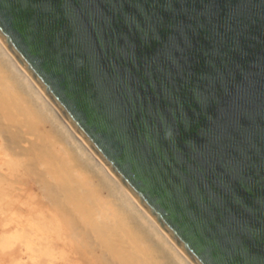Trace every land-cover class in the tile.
<instances>
[{
  "label": "water",
  "instance_id": "95a60500",
  "mask_svg": "<svg viewBox=\"0 0 264 264\" xmlns=\"http://www.w3.org/2000/svg\"><path fill=\"white\" fill-rule=\"evenodd\" d=\"M0 38L194 264H264V0H0Z\"/></svg>",
  "mask_w": 264,
  "mask_h": 264
},
{
  "label": "bare ground",
  "instance_id": "6f19581e",
  "mask_svg": "<svg viewBox=\"0 0 264 264\" xmlns=\"http://www.w3.org/2000/svg\"><path fill=\"white\" fill-rule=\"evenodd\" d=\"M38 120L47 121L48 126ZM30 123L34 125L31 127ZM13 131L18 134L20 149L16 148L21 157L35 151L41 155L39 159L35 156L37 160L32 158L36 161L33 167L21 165L23 169L32 168L29 183L19 185V181H13L9 186L13 192L10 203L16 212L9 219L5 211H0L5 220L2 225L11 224L15 229L11 231L32 230L25 239L33 245L43 241L45 247L49 246L44 252L39 251H47V264H53L55 258L60 264H194L77 133L0 38V137L6 138L8 132L11 136ZM10 155L7 156L12 158L16 154ZM19 155L16 156L20 160ZM14 162L11 164L19 167V162ZM11 166L10 171L14 167ZM6 173L0 167L2 177ZM7 187L0 183V194L5 196ZM6 196L9 201V194ZM25 225L30 228L23 229ZM19 235L22 238L21 234L16 237ZM54 243L57 246L53 247Z\"/></svg>",
  "mask_w": 264,
  "mask_h": 264
},
{
  "label": "rangeland",
  "instance_id": "374dc122",
  "mask_svg": "<svg viewBox=\"0 0 264 264\" xmlns=\"http://www.w3.org/2000/svg\"><path fill=\"white\" fill-rule=\"evenodd\" d=\"M38 121H40L39 123H42L41 122V120H38ZM34 122V121H33ZM32 122V123H33ZM34 123H36V122H34ZM31 124V123H30ZM45 127H47L48 126V123H47V121L45 122V123H42ZM34 124H31V127L33 126ZM28 126L30 127V125L28 124ZM39 126H41V124L39 125ZM30 127V128H31ZM14 133H15V131H13ZM10 133H11V131H10ZM12 134L11 136H10V134H9V132L8 133H6L5 134V136H6V138H2V137H0V154H1V156L0 157H2L3 155H5L4 157H2L3 159H2V163L0 162V167L1 168H5L6 169V171H7V173L6 174H4L3 175V177H2V174H0V176L2 177V179H1V177H0V183L1 184H4V185H6V186H8L6 189H5V191H6V195H8L9 194V196L11 195L12 196V198H13V192H12V190H11V187H9L11 184H13L14 182L13 181H15V182H18V184L19 185H25V183H29L31 180H32V174L30 173V172H32L31 170H32V168L30 169L29 168V170L27 169L28 168V166L29 167H33L35 164H36V161L35 160H37V159H39V156L41 155L40 154V152H39V154H38V151H35L36 153H33V154H36V155H34L33 156V154H32V152H30L29 154H27V155H23L22 157H21V155H19V153H21V151H18L20 148H19V144H18V141L16 140V139H18V134L17 133H15V134ZM17 137V138H16ZM15 138V139H14ZM8 140V142H6V140ZM9 139H12V140H10L9 141ZM14 140H16V141H14ZM14 141V142H13ZM9 143H11V145L9 144ZM16 144V145H15ZM10 145V146H9ZM14 147H15V151H14ZM16 147H18V148H16ZM6 151H8V152H10V154H12L13 153V155L14 154H16L17 156L19 155V158H22L23 160H24V158L26 157V159H28V160H24V161H22V159H18V157L15 155L14 157H16V159H14V157H9V156H7V155H10V154H8V152H6ZM2 152L4 153V154H2ZM12 152V153H11ZM15 152V153H14ZM34 152V151H33ZM12 155V156H13ZM11 156V155H10ZM31 156H33V157H31ZM37 157V159H36V157ZM24 157V158H23ZM31 157V158H30ZM5 158V159H4ZM32 158H35V160L34 159H32ZM9 159H11L12 161L14 160L16 163H18L19 162V164H18V166L19 167H17V165H15L14 166V164L12 165L11 164V160H9ZM32 159V160H31ZM9 160V161H8ZM31 160V161H30ZM33 160H34V162H33ZM1 161V160H0ZM21 161L23 162V164L21 163ZM25 161H30L29 162V164H26V163H28V162H25ZM6 162L8 163V165H6ZM14 162V163H15ZM24 163H25V165H26V167L27 168H25V166H24V168L25 169H23V167L21 168V165L23 166L24 165ZM31 163V164H30ZM2 165H4V167L2 166ZM14 166V167H12V166ZM31 165V166H30ZM33 165V166H32ZM9 166H11L13 169H11V171H14V172H16V176H15V173L14 172H11L10 171V168H9ZM9 168V169H7V168ZM17 168V169H16ZM27 169V170H26ZM24 170V171H23ZM29 172V173H27V172ZM4 172H5V170H4ZM8 172H11V173H9L8 174ZM18 172V173H17ZM26 172V173H25ZM14 173V174H13ZM21 173V174H20ZM18 174V175H17ZM23 174V176H20V175H22ZM13 175L15 176L14 178H12L13 177ZM27 175V176H26ZM31 175V176H30ZM7 176H10V178L9 177H7ZM12 176V177H11ZM20 176V178L21 179H23V180H25V182L23 181V180H21V179H19L18 177ZM29 176H30V178H29ZM28 177V178H27ZM4 178V179H3ZM11 179V180H9V179ZM16 178H17V180H16ZM7 180V181H6ZM8 180H9V182H8ZM21 180V181H20ZM21 183V184H20ZM10 188V189H9ZM7 190H9V191H7ZM12 193V194H11ZM1 195H3V194H0V196ZM5 195V196H6ZM4 195L3 196H1L2 198V200L3 201H1V199H0V211H5V215H6V213H7V215L6 216H8L7 218H9V219H11V217H15L14 215H15V210H13V208H12V203H10V202H12V200L13 199H10L11 198V196L8 198L9 199V201H7V199H5V198H7V196L5 197ZM5 202V203H4ZM6 202H8V203H6ZM10 206H11V210H9L10 209ZM1 209H3V210H1ZM8 210H9V212H11V214H9V212H8ZM13 212V213H12ZM1 215V214H0ZM13 215V216H12ZM10 216V217H9ZM5 217V216H4ZM3 221H5V220H2L1 219V217H0V232H1V234H0V240H2L1 241V245H2V248H1V245H0V248H1V250H0V264H47V261H48V259L47 258H49V257H45V256H47V251H45V255L44 254H42L41 252H40V254H39V251L40 250H42L43 252H44V250H47V249H45V248H47V243H46V247H45V245H43L42 243H43V241L41 242V243H39V244H36V245H33L32 243H30L29 242V239H25V238H27L28 236H26V235H29V233H30V231H32V230H30V229H28L27 228V226L30 228V226L29 225H25L24 227H23V229L24 228H27L28 230H29V232L25 229V230H17V231H14L15 229L11 226V224H7V225H5V226H3L2 224H4L3 223ZM10 225V226H9ZM9 226V227H8ZM2 228H4V230L2 229ZM6 229V230H5ZM10 229H14V230H10ZM3 230V231H2ZM10 231V232H9ZM24 231H26V233H28V234H26L25 233V237L23 236L24 235ZM5 234V235H2L3 233ZM9 232V233H8ZM12 232V233H11ZM14 232H17V233H15L16 235H13L14 234ZM21 232V233H20ZM6 233H7V235H6ZM18 234H21L22 235V238L20 237V235L18 236V237H20L21 238V243H20V241L17 239L18 237H16ZM13 235V237H11ZM4 238H3V237ZM5 236H7V237H5ZM15 237H16V241H15ZM8 238H11V239H9L8 240ZM14 238V239H13ZM23 238L25 239V240H23ZM7 239V240H6ZM15 242H14V241ZM28 242H27V241ZM3 241H5L4 243H5V245H3L2 244V242ZM9 242H11V243H9ZM12 242H14V244H12ZM17 243V244H16ZM27 243H29V245L28 246H30V245H32V246H30L29 248H30V250L28 249V246H27ZM8 244H10V245H8ZM41 244L44 246V248H42V246H41ZM44 244H45V242H44ZM7 245V246H6ZM6 246V249L4 250V247ZM9 246H11V247H9ZM41 246V247H40ZM54 246H57L56 245V243H54V245H53V247ZM7 247H9L8 249H7ZM20 247V248H19ZM31 247H33L34 248V250H33V248H32V250H31ZM36 247H38L37 249H39V248H41V249H39V250H37L36 249ZM49 247V246H48ZM23 250V252L21 253L19 250ZM18 250V251H17ZM30 251H32V253L30 252ZM36 251V252H35ZM29 252V253H28ZM20 253H21V255H20ZM26 253V254H25ZM29 254H31V255H28ZM18 255L20 256L19 258H18ZM26 255V256H25ZM40 255V258L38 259V256ZM31 256H33V257H35V258H37V259H35L36 260V262H35V260L33 259V257H31ZM8 257V258H7ZM16 258V259H15ZM23 258H25L26 260H24V261H22L21 259H23ZM29 258V259H28ZM31 258H32V261H31ZM46 260H45V259ZM15 259V260H14ZM19 260V261H16V260ZM29 261H28V260ZM14 260V261H13ZM45 260V261H44ZM37 261H39V262H37ZM33 262V263H32ZM35 262V263H34ZM45 262V263H44ZM53 264H60V260H59V258L57 259V258H55V261L53 262Z\"/></svg>",
  "mask_w": 264,
  "mask_h": 264
}]
</instances>
